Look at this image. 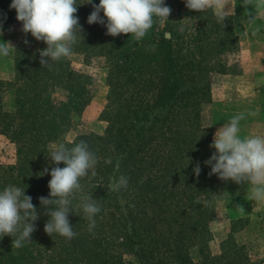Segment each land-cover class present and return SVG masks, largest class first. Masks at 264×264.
<instances>
[{
	"label": "trees",
	"instance_id": "1",
	"mask_svg": "<svg viewBox=\"0 0 264 264\" xmlns=\"http://www.w3.org/2000/svg\"><path fill=\"white\" fill-rule=\"evenodd\" d=\"M10 24L64 29L69 52L105 59L109 91L103 129L68 140L90 77L16 47L12 112L0 90L16 148L0 164V264H262L232 238L208 246L227 166L204 108L238 49L232 16L192 0H0Z\"/></svg>",
	"mask_w": 264,
	"mask_h": 264
},
{
	"label": "rangeland",
	"instance_id": "2",
	"mask_svg": "<svg viewBox=\"0 0 264 264\" xmlns=\"http://www.w3.org/2000/svg\"><path fill=\"white\" fill-rule=\"evenodd\" d=\"M192 1L232 16L238 34V49L227 56L228 71L211 75L212 102L204 108L205 124L211 128L213 139L221 143L227 166L215 196L218 218L210 224L208 246L212 254H217L222 244L232 238L239 246H246L245 253L251 259L263 260L264 264V233L244 241L237 238L253 215L264 212V202L258 204L251 199L256 188L264 194V0ZM18 46L36 50L44 47L54 55L65 54L75 70L90 77L92 99L75 119L67 139L99 133L104 126L100 116L109 91L105 59L69 52L67 32L62 28L45 33L10 24L0 29V90L4 109L9 112L15 108L11 84ZM15 156V145L0 134V164L14 163ZM257 183L263 185L262 189ZM198 248L194 247V256L198 255Z\"/></svg>",
	"mask_w": 264,
	"mask_h": 264
},
{
	"label": "crops",
	"instance_id": "3",
	"mask_svg": "<svg viewBox=\"0 0 264 264\" xmlns=\"http://www.w3.org/2000/svg\"><path fill=\"white\" fill-rule=\"evenodd\" d=\"M263 187V185L261 183H257V187ZM257 192L253 193V197H251V199H255L256 203H263V192H258L260 190V188H256ZM264 233V212L253 215L249 225L245 228V230L241 231L240 233L237 234V238H241L242 241L246 240V239H252V238H256L258 235Z\"/></svg>",
	"mask_w": 264,
	"mask_h": 264
}]
</instances>
